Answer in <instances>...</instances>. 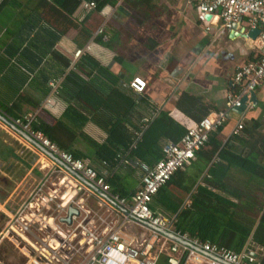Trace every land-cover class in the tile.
<instances>
[{
	"label": "trees",
	"instance_id": "16d2710c",
	"mask_svg": "<svg viewBox=\"0 0 264 264\" xmlns=\"http://www.w3.org/2000/svg\"><path fill=\"white\" fill-rule=\"evenodd\" d=\"M85 2L95 3L96 8L78 23L74 15ZM119 3L133 9L145 21L152 20L154 0H37L27 9V16L17 28L33 34L31 43L26 46L28 37H19L17 43L7 47L6 57L0 56V77L2 69L10 64V77L15 78L20 88L25 84L28 86L32 80L30 86L39 91L40 98L31 101L20 97L12 105H6L0 99V113L12 122L21 120L33 131L43 133L76 159L89 161L99 175L105 177L114 195L131 201L142 174L140 166L154 168L164 158V147L169 143L180 144L188 130L175 121L169 111H161L144 123L136 114L138 103L145 102L139 101L138 94L129 86L89 54L85 53L74 62L73 57L56 49L72 29L87 38L85 45L95 39L110 47L108 41L104 43L106 35L98 34L103 25L98 16L107 6L116 7ZM14 7L22 5L17 0H4L0 12ZM34 41L41 44L43 51L34 47ZM59 81L58 97L68 103L64 115L50 122L41 115L25 119L26 104L46 113L42 109L43 103L54 91L52 83ZM35 83L39 86L35 87ZM233 92H237V88ZM197 103L193 97L184 96L178 108L199 123L207 114ZM193 109H197L196 112ZM90 122L107 133L104 144L85 133ZM225 125L210 134L205 146L211 150L206 151V162L199 172L203 174L205 169L208 170L204 180L206 185L198 186L197 193L185 205V198L175 196L170 187L172 179L184 172L179 171L159 190L151 209L156 216L168 219L176 234L188 235L237 254L259 249L256 264H264V130L258 121L244 122L243 129L238 134L233 133L224 145L222 131ZM80 144L86 147L85 152L78 147ZM17 160L15 150L1 139V170L7 174L15 173ZM119 170L123 173H118ZM234 173L243 179L235 180ZM24 175L25 171H20L15 180ZM196 185L197 182H193L189 188L184 187L183 192L191 194ZM4 187H1L3 191ZM0 194H3L0 204H3L9 193ZM7 221L8 217L0 213V233ZM17 254L11 243L3 242L0 263L10 264V259L16 258ZM184 263L185 259L181 264Z\"/></svg>",
	"mask_w": 264,
	"mask_h": 264
},
{
	"label": "crops",
	"instance_id": "0c3cea01",
	"mask_svg": "<svg viewBox=\"0 0 264 264\" xmlns=\"http://www.w3.org/2000/svg\"><path fill=\"white\" fill-rule=\"evenodd\" d=\"M3 1L0 0V4ZM17 1L22 7L6 8L0 12V56L2 58L6 57L7 47L17 43L19 37H28L24 43L26 46L31 43L33 37L32 33L26 29L17 28V25L27 16V9L32 8L37 0ZM200 2L201 0H154L155 8L151 21H145L140 14L123 3H119L116 7L107 6L98 17L103 22L101 30L105 31L107 37L104 43L108 41L110 47L95 39L85 45L87 38L78 30L72 29L56 45V49L67 57H73L79 49L84 50L86 54L96 59L102 67L108 69L115 78L120 79L127 86L135 78L143 79L147 87L145 92L138 94V96L139 101L143 99L145 103H138L136 116L142 117L144 120V118L153 117L161 111H169L172 118L188 130L189 127L196 124V121L178 108V103L184 96L196 99L197 105L206 109L204 112L207 116L226 111L228 96L234 89L235 73L239 68L252 62H258L261 58L258 43L259 32L257 33L251 28L248 18H243L234 26L233 30L220 33L221 23L219 19L213 16L209 19L211 29L208 31L198 20L197 6ZM87 13L81 7L74 18L78 23H81L86 18ZM32 44L38 50L43 51L38 41H34ZM24 45L23 47H25ZM13 63L14 60L11 64ZM9 67L12 66L9 64L7 68L1 71L0 99L3 103L12 105L20 97L31 101L39 99V91L30 86L33 81L30 80L28 86L25 84L20 88L15 78L10 77ZM36 83L34 85L38 87L39 85ZM252 102L251 109L243 107L230 110L228 113V121L222 131L224 145L233 136L237 126L244 122L258 121L264 130V83L253 94ZM67 108L68 103L60 97H54L52 91L42 106L46 113H42L41 110L36 111L26 104L24 110L28 113L25 119L41 115L50 122L51 119L61 118ZM193 110L196 112L197 109ZM0 130L4 131L14 143V145L8 144L5 140V143L11 146L19 157L15 168L18 170L20 168L25 169V167L29 169L8 201L5 204H0V213L8 217L29 199L31 194L25 201H20V198H25L29 193L26 187L29 182L35 180L34 170L36 167H39L43 179L39 186L45 184L46 193L55 198L50 206H53L57 200H60L62 206H68L69 202L77 196L76 185L78 180L59 163L45 155L2 121H0ZM84 131L100 144L107 141V133L92 122L86 126ZM78 147L84 152L86 151L84 145L80 144ZM210 150V147H205L202 154L197 156L191 165L183 170V173L173 178L170 183L172 193L175 196L185 198V205L197 193L198 186L206 185L204 180H206L208 170L203 167L205 169L203 174H200L199 170L205 165L206 151ZM61 173H65L68 177H61ZM118 173H123V170H119ZM41 174L38 173L37 175L40 176ZM234 178L235 180L243 179L239 174H236ZM52 179L59 181V187L64 185L73 191L70 194L67 192L56 194L58 189L55 187L57 184L51 181ZM139 179L140 181L135 188L136 192L141 187L142 174H140ZM193 182H197V185L191 194H185L183 192L184 187L189 188ZM22 196L24 197L22 198ZM86 196L88 197L80 199L76 206L73 205L79 210L80 215L77 216V221L73 224L74 228L71 227V229H75L77 225L80 228L76 241L71 242V244L76 245L72 248L73 252H66L70 264L75 258H80L83 254L88 256L90 252L88 244L80 253L77 251L87 238L84 234L86 230L94 231L100 237L106 236V233L110 231L108 226L102 233L97 231V227L92 221V213L87 208L86 201L88 199H94L100 203L101 207L105 205L117 212L122 217L121 225L117 229H121L127 237L134 238L138 242H144L151 237L152 231L145 225H140L137 221L124 223L120 213L122 211L116 209L106 199L92 192H87ZM65 201L68 202L65 203ZM81 218H83L82 221ZM60 225L63 226L62 223ZM142 231L148 234L147 239L140 237L139 234H142L140 233ZM171 231L176 234L173 232L172 226ZM171 245L169 240H161L154 245L150 256L158 257V264H167L168 249ZM156 246L157 250L155 251ZM250 251L256 255L255 258L258 256L259 249ZM205 260L206 263L211 260L216 261L209 255H206ZM186 262L188 261H185L184 264H192V262L198 264L194 260Z\"/></svg>",
	"mask_w": 264,
	"mask_h": 264
},
{
	"label": "built area",
	"instance_id": "2783aa9c",
	"mask_svg": "<svg viewBox=\"0 0 264 264\" xmlns=\"http://www.w3.org/2000/svg\"><path fill=\"white\" fill-rule=\"evenodd\" d=\"M82 7L86 12H90L96 8V4L85 2ZM197 16L200 23L208 31L211 29L209 17L215 16L221 23L220 33L233 30L234 26L243 18H248L251 28L259 30L258 43L261 58L258 62H252L239 68L235 73L233 86L237 88V92L232 91L229 94L226 111L207 116L199 123L189 127L180 144H167L164 147V158L154 168L145 165L140 166L143 174L141 187L131 201L114 195L105 177L100 176L88 161L76 159L73 154L62 151L43 133L33 131L29 126H25L21 120L13 121L16 126L28 133L31 138L65 165L79 173L92 185L126 209L129 215L120 212L124 223L137 221L140 225H144L142 222H145L153 227L150 228L152 231L151 237L144 242H138L134 238L127 237L121 229L117 228L108 231L104 237L98 236L94 231L86 230L84 234L87 238L80 245L81 249H77L80 253L87 244L90 246L88 260L84 264H158V257L154 258L150 255L154 245L163 239H167L172 243L168 249L167 264H181L184 259L185 261L194 260L198 264H220L214 260L206 263V255L195 248L228 264H256V258L251 251L237 254L218 245L192 239L188 235L175 234L193 247L170 240L158 231L172 233L170 221L165 217L156 216L151 209V203L159 190L167 185L177 172L187 169L195 160L197 153L208 143L210 134L227 123L230 110L243 107L252 108L253 94L264 83V0H201L197 6ZM99 34L105 35V31L102 29ZM84 54V50H77L73 55L74 62H77ZM59 84L60 81L51 85L54 88V97H58ZM129 87L136 94H142L145 92L147 84L143 79L135 78L131 81ZM150 119L151 117L144 118L143 122L148 123ZM242 129L243 124H239L234 134H238ZM127 164L132 165L129 162ZM46 188L45 184L37 187L31 193L29 199L8 216V221L0 233V244L4 241L31 243L30 238L34 230H38L43 234L50 233L55 235L54 240L51 239V236L45 234L46 237L41 240L42 246L40 248L33 246L38 254L35 264H70L66 252H73L71 242L76 241L80 227L79 225L75 229H71V227L74 228L73 224L76 223L77 217L73 218L71 226L61 222L64 217L59 218L60 223L63 225L61 226L60 223L57 224L56 218L47 216L46 213L51 208L50 203L55 198L46 193ZM83 191L95 193L86 185L77 181L76 195ZM60 208L63 210L65 207L60 205ZM64 225H66L65 229L68 228V231L64 229Z\"/></svg>",
	"mask_w": 264,
	"mask_h": 264
},
{
	"label": "rangeland",
	"instance_id": "374dc122",
	"mask_svg": "<svg viewBox=\"0 0 264 264\" xmlns=\"http://www.w3.org/2000/svg\"><path fill=\"white\" fill-rule=\"evenodd\" d=\"M0 138L3 139L4 141L6 140L8 142V144H12L14 145L13 141L8 137V135L0 130ZM20 171H25V175L21 177L20 180H15L16 179V175L20 172ZM29 171V169H22L20 168L19 170H17L15 173H6L5 170H1V165H0V192H6L9 193L8 197L6 198V200L3 202V204H5L8 199L10 198V196L14 193V191L16 190L17 186L20 184L22 178H24L27 175V172ZM41 174V172H39V167L35 168L34 170V175H35V180H33L32 182H29L28 186L26 187V189L29 191L28 195L25 196V198H23L24 196H22L23 199L20 198V201H25L28 197L29 194H31V192L40 185V183L42 182V174L39 176L37 174ZM61 177H68V175H66L65 173H61L60 174ZM53 182H55L57 185L55 187V189L57 190L56 194H60L61 192H67L68 194H70L71 189L66 188L64 185L59 187V181H57V179L55 180H51ZM52 182V183H53ZM2 186L4 187V191L2 190ZM12 186V190L9 191V188ZM3 195V194H0ZM87 192H82L80 194H78L73 200H71L68 204V206H66L63 210L61 208H59L61 204L60 200H57L56 203L51 206V208L47 211V216L49 217H53L56 218L55 220H57V224L60 223L59 218L61 219V217H65L67 215V211H68V207L69 205H74L76 206L78 204V202L80 201V199L88 197L86 196ZM90 198V197H89ZM92 198V196H91ZM68 202V201H67ZM65 201V203H67ZM87 208L88 210H90V212L92 213V221H94V225L97 227V231L102 233V231H104V229L109 228V230L111 231L112 229H116L117 227H119L121 225L122 222V217L115 212L114 210H112L110 207L108 206H102L100 205V203H98V201L94 200V199H88L87 201ZM61 209V210H60ZM3 214V213H1ZM83 220V218H81V221ZM91 220V219H90ZM4 228V226H3ZM3 228H1L3 230ZM65 229V228H64ZM142 234H139L140 237L142 238H148V234H146L144 231L140 232ZM48 234L49 236H51V239L54 240L55 239V235H52L50 233H45ZM39 232L38 230H34L33 233L31 234V243H27L24 241H17L16 243H11L15 249L18 251L17 257L16 258H12L10 259L9 263L10 264H35V260H37L38 258V254L36 253V250L33 246L40 248V246H42L41 244V240L44 239V237H46V235ZM5 242V241H4ZM3 244V242L0 244V246ZM76 246V245H72V248ZM88 247L86 248L87 251ZM157 250V246L155 248V251ZM84 253V252H83ZM24 257V259H23ZM88 260V256L87 255H81L80 258H75L71 264H84L86 261ZM189 262V261H188ZM186 262V263H188ZM3 264V263H0ZM192 264H196L195 262H192Z\"/></svg>",
	"mask_w": 264,
	"mask_h": 264
},
{
	"label": "water",
	"instance_id": "95a60500",
	"mask_svg": "<svg viewBox=\"0 0 264 264\" xmlns=\"http://www.w3.org/2000/svg\"><path fill=\"white\" fill-rule=\"evenodd\" d=\"M210 18V17H209ZM257 33L259 32V30H255ZM255 32V33H256ZM0 121L4 122L6 125H8L13 131H15L16 133H18L21 137L25 138L28 142H30L32 145H34L36 148H38L40 151H42L45 155H47L48 157H50L51 159H53L54 161H56L57 163H59L70 175H72L73 177H75L78 181H80L81 183H83L84 185H86L89 189H91L92 191H94L97 195L101 196L102 198L106 199L111 205H113L116 209L122 211L125 215H129V212L124 209L122 206H120L116 201H114L113 199H111L108 195L104 194L100 189H98L97 187H95L94 185H92L89 181H87L83 176H81L79 173L73 171L71 168H69L67 165H65L62 161H60L56 156H54L52 153H50L47 149H45L44 147H42L38 142H36L33 138H31L28 133H26L25 131H23L22 129H20L18 126H16L12 121H10L8 118L4 117L1 113H0ZM80 215V212L77 208H75L73 205H69L68 207V211H67V216L64 217L62 219V222L67 224V225H72L73 223V218L77 217ZM146 227L149 228H153L150 224L142 222ZM160 231L162 234H164L165 236L169 237L170 239L177 241L179 243L182 244H187L190 245L189 243H186L185 241H183L181 238L177 237L175 234L171 233V232H166V231ZM191 246V245H190ZM193 247V246H191ZM197 251H199L200 253H203L204 255H208L205 254L202 250L195 248ZM211 256V255H209ZM253 256L255 257L256 255L253 254ZM213 259H215L216 261L220 262L221 264H228L226 262H224L221 259H218L216 257L211 256Z\"/></svg>",
	"mask_w": 264,
	"mask_h": 264
}]
</instances>
